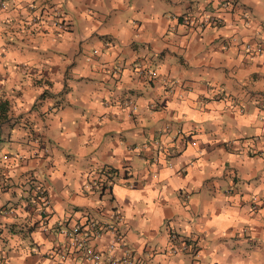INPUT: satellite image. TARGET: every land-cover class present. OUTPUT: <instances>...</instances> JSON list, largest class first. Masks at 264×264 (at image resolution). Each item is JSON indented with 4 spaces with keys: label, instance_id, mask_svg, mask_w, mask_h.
<instances>
[{
    "label": "crops",
    "instance_id": "1",
    "mask_svg": "<svg viewBox=\"0 0 264 264\" xmlns=\"http://www.w3.org/2000/svg\"><path fill=\"white\" fill-rule=\"evenodd\" d=\"M222 1L6 0L0 264H69L63 229L112 212L138 264H264V53L240 44L264 40V3L234 0L220 28L182 21ZM28 3L61 4L68 26L30 32ZM112 236L91 241L120 258Z\"/></svg>",
    "mask_w": 264,
    "mask_h": 264
},
{
    "label": "built area",
    "instance_id": "2",
    "mask_svg": "<svg viewBox=\"0 0 264 264\" xmlns=\"http://www.w3.org/2000/svg\"><path fill=\"white\" fill-rule=\"evenodd\" d=\"M44 5L31 3L20 6L19 11L27 14L21 16L24 28L27 26L30 32L45 29L47 26H53L57 30L59 28L65 29L68 23L64 17L61 4H51L48 7ZM234 6V0H223L220 4L221 12H210L206 10L202 12L188 11L182 15V21L188 26L200 30L205 28H220L226 23L224 12H227ZM6 7V1L0 0V9H5ZM247 21L245 20L246 23ZM240 44L248 56H254L256 54L262 55L264 53V40L262 42H256L253 45V41L248 39L241 41ZM96 52L94 50V53ZM127 105H129L132 111L135 110V105L130 103ZM4 158H7V156L5 155ZM34 191L39 198V202L43 205L42 211H44L50 202L45 182L40 180L36 183L34 185ZM9 210H12V206L8 207L7 211ZM121 219L120 213L112 212L111 221L107 223L88 219L85 223L76 222L69 227L66 226L62 231L65 235L66 242L61 247L59 259L69 264H138L133 260L131 251L125 245L122 231L117 227V222L121 221ZM105 232H110L113 235L111 241L108 242L107 250L112 253L117 247L120 248L124 252L120 258L112 254L105 258L100 249L92 243V237L99 238ZM169 236L172 241L179 239L176 232L172 230H170Z\"/></svg>",
    "mask_w": 264,
    "mask_h": 264
},
{
    "label": "trees",
    "instance_id": "3",
    "mask_svg": "<svg viewBox=\"0 0 264 264\" xmlns=\"http://www.w3.org/2000/svg\"><path fill=\"white\" fill-rule=\"evenodd\" d=\"M6 1V0H5ZM31 4V3H28ZM36 4V3H32ZM40 5V4H36ZM15 9V6H11L10 10ZM22 15H27L26 13L20 12L19 17L21 18ZM9 112H10V103L7 99H0V142L3 141V134H4V128L9 124L10 117H9ZM112 168H109L107 166H101L99 170V175L97 176L98 181L101 183L102 188H104V181L107 180V176L109 175L110 177L112 176V173L114 172ZM111 174V175H110ZM34 178L27 177V181L33 182ZM35 185V184H33ZM34 188V186H33ZM33 196H37L36 193L34 192Z\"/></svg>",
    "mask_w": 264,
    "mask_h": 264
},
{
    "label": "rangeland",
    "instance_id": "4",
    "mask_svg": "<svg viewBox=\"0 0 264 264\" xmlns=\"http://www.w3.org/2000/svg\"><path fill=\"white\" fill-rule=\"evenodd\" d=\"M262 1V3H264V0H261ZM248 10V9H247ZM249 11V10H248ZM214 12V11H213ZM250 12V11H249ZM251 13V12H250ZM6 138V134H3V139H5ZM1 143V142H0ZM4 146H3V144H1L0 145V160H1V157H2V152H3V150H2V148H3Z\"/></svg>",
    "mask_w": 264,
    "mask_h": 264
}]
</instances>
